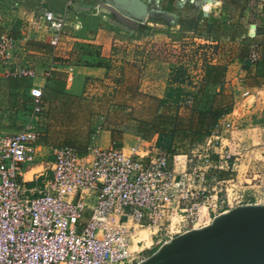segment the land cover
Segmentation results:
<instances>
[{
  "label": "built area",
  "instance_id": "1",
  "mask_svg": "<svg viewBox=\"0 0 264 264\" xmlns=\"http://www.w3.org/2000/svg\"><path fill=\"white\" fill-rule=\"evenodd\" d=\"M42 19L52 33L51 45L59 46L65 17L45 11ZM18 46L12 36H1L5 76L35 78L28 61L16 62ZM259 59L255 45L249 60L257 64ZM52 71L51 66L47 78ZM31 96L32 121L14 135L0 133V264H137L155 246L209 225L234 203L252 204L249 184L239 177H214L206 184L211 169L232 171L243 155L225 150L229 139L219 132L234 127L235 111L233 122L218 123L207 149L188 159L184 173L166 152L144 141L129 151L113 145L93 147L85 155L66 146L54 150V160L46 165L52 179L30 189L24 172L38 161L40 133L33 120L43 112L44 91L35 87ZM216 142L224 148L217 163L211 153ZM144 231L146 242L140 241Z\"/></svg>",
  "mask_w": 264,
  "mask_h": 264
},
{
  "label": "rangeland",
  "instance_id": "2",
  "mask_svg": "<svg viewBox=\"0 0 264 264\" xmlns=\"http://www.w3.org/2000/svg\"><path fill=\"white\" fill-rule=\"evenodd\" d=\"M24 1L0 0V34L23 36L26 31L24 26L23 31L21 30L24 20L20 17L24 9L35 8L37 5L39 10L45 8L44 5L53 7L55 5L60 8L69 0H53L52 4H46L44 0H36L33 6L30 4L31 0H28L27 7ZM94 1L98 2V0ZM78 6L77 11L81 13L79 28L76 29L74 26L72 28L74 36L62 42L59 48L63 53L60 57L67 59L65 51L71 48L72 63L105 66L108 72L103 79L86 81L83 92L78 97L61 95L59 89L56 91L55 87L47 91L46 103L51 106L45 104V109L36 120V127L47 148L72 145L80 150L84 149L89 144L91 132L101 128L123 131L131 136L149 139L157 134L153 128L155 124L160 129L172 131L173 124L176 125L175 115L179 109L180 126L175 136L177 155L193 158L201 153V150L197 143H192V137L188 136V128L193 120L191 111L195 107L206 110L212 105L216 108L225 106L230 111L236 108V118L239 119H236L234 127L232 125L231 128L224 129V132L228 133L225 137L230 141L226 150L243 154L237 156L239 161L235 162L236 175L242 183L249 184L245 186L248 187L247 191L250 195L248 201L252 204H264V173L259 172V165L264 164V110L243 115L239 110L240 100L236 102L229 91L227 96L220 98L216 96L217 90L213 87L205 88L198 104L197 100L194 103L192 101L188 103V100L179 107L174 102L165 105L160 103L170 90L182 91L183 99L191 96L199 98V86L202 87L204 83L205 67L213 61V53L211 47L199 39L197 18L185 21L181 31L176 34L175 29L171 30L173 34L170 38L166 36L167 39L163 34L169 29L156 24L152 28L142 26L143 28L141 27V30L133 36L134 38L127 36L129 39L120 43L114 42L115 38L112 41L114 27L110 31L103 30L105 28L99 22L102 21L99 20L102 19L99 14L96 18H92V9L81 4ZM152 29H155L153 31L158 39L154 48L149 40L153 36L150 34ZM105 31L108 34L105 35ZM36 60L34 58L35 65L41 64V60ZM176 78H179L180 84L175 82ZM0 79L22 82L27 80L7 78L2 66H0ZM5 99L7 100V96L4 101ZM14 101L19 102L17 96ZM21 101L22 117L16 120L20 123L18 130L30 121L32 114L28 91ZM10 105L11 103L7 102V106ZM228 131L243 135H237L232 141V135H229ZM236 144L240 145L237 150H235ZM247 153L248 156H244ZM185 160L183 157L177 162L180 164L178 171ZM188 169H190L189 165ZM236 207L238 206L234 203L232 208ZM147 234L149 235L144 231L141 237L148 238ZM163 244L144 253L139 263L151 256L155 249Z\"/></svg>",
  "mask_w": 264,
  "mask_h": 264
},
{
  "label": "crops",
  "instance_id": "3",
  "mask_svg": "<svg viewBox=\"0 0 264 264\" xmlns=\"http://www.w3.org/2000/svg\"><path fill=\"white\" fill-rule=\"evenodd\" d=\"M25 1V7H27L28 0ZM144 1L149 6L150 10V16L144 24H138L134 20L121 15L105 1L69 0L60 8H57L55 5L54 7L44 5L46 7L39 10L37 5L35 8L28 7L24 9L20 18L24 20L21 30L23 31V28H25L26 33H24L23 36L9 33L5 34L18 40L19 46L17 50L14 51L16 53V62L25 65L27 63L26 61H28L30 66L36 69L37 74L35 78H24L27 80L23 82L0 79V133L4 135H14L22 131L32 121L34 101L31 96V90L33 88L39 87L43 89L44 96L42 102L44 110L45 104H47V91L49 92V89L55 87L56 91L59 89V94H66L69 95V97L74 98L81 96L86 81L103 79L107 75L108 71L105 66H88L72 63L73 54L71 48L65 51L67 53V59L63 56L60 57L61 53H63L62 51L60 52L59 48L62 42L74 36V33L72 32L74 26L76 29L79 28L78 21L81 19V13L79 10L77 11V9L80 4L88 6V9H92V18H96L97 14L101 16L102 19L99 20L102 21L99 22L101 26L105 28L103 30L110 31L114 27L115 29H113L115 30V33H113L112 41L115 38L114 42L120 43L127 41L129 39L127 36H132V38H134L133 36L141 30L140 28L142 26L152 28L153 26H156V24L163 25L165 29H169L166 34H163L165 39H167L166 36L170 38L171 34H173L171 30L175 29L176 34L181 31L185 21H191L193 18H197L199 25L197 32L200 35L199 39L202 43H207V46L211 47L213 53V61L209 63L207 68L205 67L204 83L203 85L201 84L202 87L199 86V90L201 89V91L205 92L206 87H213L217 90L216 96L220 98L225 95L227 96V91H229L230 94L234 96L236 102L240 100L239 110L243 115L258 111L262 112L264 110V0ZM35 2L36 0H31L30 4L34 5ZM51 2L54 1L44 0V3L46 4H52ZM45 11H52L56 15H63L65 17L62 40L57 47H53L50 43L52 33L46 27L47 23L42 19ZM36 14L38 15L37 17ZM107 26L110 27L107 28ZM153 30L155 29H152V32H150L153 36L149 39L151 40L150 42H152V48L156 47V42L158 40L155 37ZM79 31L77 33H79ZM104 34L106 35L108 33L105 31ZM2 35L4 34H0V38ZM255 45L259 47L260 59L257 64H252L249 57L252 48ZM34 58L37 59L36 61L41 60V64L35 65V63H33ZM51 66L53 67V71L51 77L47 78L46 72ZM27 91L32 105L31 119L27 124L23 125L22 129L18 130L20 128V123L16 120L22 117L21 111L23 110L21 108V98L24 96L25 92L27 93ZM6 96L7 100L5 99L4 101ZM16 96L19 99L18 103L14 101ZM7 102L11 103V105L7 106ZM50 106L51 105H49V107ZM219 108L228 110L224 117L219 121V124H223L226 121H232L233 117L231 114L233 111L236 113L237 109L234 108L230 111V109L225 106ZM236 119L238 120L239 117L233 118V124L237 122ZM36 120H33L35 127ZM220 131L223 133L222 139H228L225 137L228 135L227 131L224 132L223 128H220L219 132ZM228 132H230L229 135L231 134L234 139L237 138V135H243L238 132ZM90 137L87 147L81 150L72 145L47 148L42 142L40 133L38 161L34 165L27 167L24 172L27 186L30 189L39 188L48 180L52 179V172L47 170L46 165L54 160V150L58 148L66 146L73 147L82 155L87 154L93 147L107 149L113 145L129 151L141 141L160 148L158 145V134L147 139L131 136L129 133L123 131L119 132L114 131L113 129L101 128L91 132ZM226 143L228 142L225 141L224 144L226 145ZM198 145L201 152H204L207 149L206 141ZM172 149L176 150V153L171 154L163 149L161 150L170 156L171 164L175 165L177 171L180 165L177 164V162L184 157L186 160L184 161V164L180 166L178 171L180 174L184 173L188 170L189 157L187 155H177L176 139ZM226 149L227 147H225V150ZM223 151L224 148H221L220 143L216 142L214 147L211 148L213 161L216 163L219 162V154ZM252 153H254V151ZM244 156H248V153ZM236 172V163L232 171L231 169L220 170L213 168L207 176L206 184H210L214 177L219 180L239 177L236 175ZM259 172L264 173V164L259 165Z\"/></svg>",
  "mask_w": 264,
  "mask_h": 264
},
{
  "label": "water",
  "instance_id": "4",
  "mask_svg": "<svg viewBox=\"0 0 264 264\" xmlns=\"http://www.w3.org/2000/svg\"><path fill=\"white\" fill-rule=\"evenodd\" d=\"M98 1L138 24L150 16L144 0ZM137 264H264V204L233 208L205 227L174 237Z\"/></svg>",
  "mask_w": 264,
  "mask_h": 264
},
{
  "label": "trees",
  "instance_id": "5",
  "mask_svg": "<svg viewBox=\"0 0 264 264\" xmlns=\"http://www.w3.org/2000/svg\"><path fill=\"white\" fill-rule=\"evenodd\" d=\"M209 66V65H207ZM207 68V67H206ZM177 83H179V78L175 79ZM180 84V83H179ZM201 92V94H200ZM204 91L199 90V95L202 96ZM196 96V95H195ZM196 99L194 96L188 97L183 99L182 91H169L166 95V98L161 100L160 103L162 105L168 104L170 102L176 103L177 107H179L183 102L192 101L194 103L197 100V104L201 101V98ZM189 103V102H188ZM180 110L178 109V113ZM228 112L227 109L224 108H216L212 105L209 109L202 110L195 107L192 111V121L188 128V136L192 137V143L202 144L204 143L214 132L216 126L218 125L219 121L224 117V115ZM176 113L175 115V124L172 126V131H167L165 128L160 129L159 126L153 125L154 131L159 135L158 145L161 149L173 154L176 153V150L172 149L175 139H176V132L180 126V115ZM165 119V117H161ZM179 122V123H177ZM157 249H155L156 251ZM154 251V252H155Z\"/></svg>",
  "mask_w": 264,
  "mask_h": 264
},
{
  "label": "bare ground",
  "instance_id": "6",
  "mask_svg": "<svg viewBox=\"0 0 264 264\" xmlns=\"http://www.w3.org/2000/svg\"><path fill=\"white\" fill-rule=\"evenodd\" d=\"M144 241V242H146L147 241V238L146 237H143L142 239H140V241Z\"/></svg>",
  "mask_w": 264,
  "mask_h": 264
}]
</instances>
